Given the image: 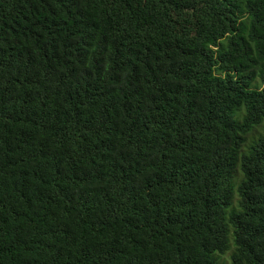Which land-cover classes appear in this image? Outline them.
I'll list each match as a JSON object with an SVG mask.
<instances>
[{
	"label": "trees",
	"instance_id": "obj_1",
	"mask_svg": "<svg viewBox=\"0 0 264 264\" xmlns=\"http://www.w3.org/2000/svg\"><path fill=\"white\" fill-rule=\"evenodd\" d=\"M227 252L264 264V0H0V264Z\"/></svg>",
	"mask_w": 264,
	"mask_h": 264
},
{
	"label": "rangeland",
	"instance_id": "obj_2",
	"mask_svg": "<svg viewBox=\"0 0 264 264\" xmlns=\"http://www.w3.org/2000/svg\"><path fill=\"white\" fill-rule=\"evenodd\" d=\"M258 133V131H256ZM229 252L223 254L222 256H217L218 262L220 264H229Z\"/></svg>",
	"mask_w": 264,
	"mask_h": 264
}]
</instances>
